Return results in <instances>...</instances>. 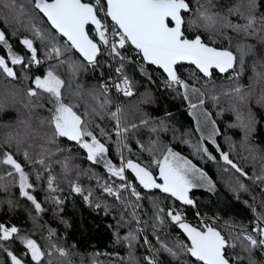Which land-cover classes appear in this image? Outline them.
Here are the masks:
<instances>
[{"label":"snow or ice","instance_id":"snow-or-ice-1","mask_svg":"<svg viewBox=\"0 0 264 264\" xmlns=\"http://www.w3.org/2000/svg\"><path fill=\"white\" fill-rule=\"evenodd\" d=\"M0 17L8 25L0 26V78L22 85L23 96L15 85L0 92V113H17L14 123L3 125L7 130L0 138V190L18 186L20 197L32 206L34 225L29 231L0 222V264H53L54 257L73 264L75 245L62 246L55 228L37 224L51 211L70 227L62 216L70 196L114 221L107 227L113 244L128 249L127 264H264V149L253 139L264 129V112L255 108H264V0H230L219 7L218 0H0ZM241 40H255L262 47ZM246 58H251L253 73L247 89L240 83L249 67ZM183 63L193 66L189 79L180 74ZM127 65H134L149 84L155 83V72L149 71L154 66L164 74L161 87L188 102L199 137L193 143L189 133L180 142L209 161L217 159L207 145L214 146L224 164L222 172L233 173L227 177L228 191L238 201L247 193L252 201H242L254 214L250 229L228 222L225 232L199 210L194 225L183 208L161 206L157 191L197 209L192 192L206 188L216 193L217 184L163 143L161 137L174 132L163 118L140 112L138 120L128 122L113 96L136 94ZM100 68L114 76L104 79L100 71L97 83L82 81L84 74ZM217 72L228 74L227 85L216 83ZM221 97L229 99V107L219 108L216 115L235 114L236 122L229 126L242 130V147L248 153L241 159L259 161L252 175L231 156V137H224L228 151L217 142L222 133L205 103L219 106ZM141 102L153 103L152 94L145 92ZM172 139H177L175 134ZM113 147L118 159L111 155ZM77 159L89 166L74 163ZM64 185L68 196L63 195ZM40 186L43 202L37 199ZM4 203L14 211V201H0ZM171 228L184 239H169L166 229ZM36 229L47 235H34ZM137 248L146 254L138 258ZM80 264H125V258L119 252L93 251L81 255Z\"/></svg>","mask_w":264,"mask_h":264},{"label":"trees","instance_id":"trees-1","mask_svg":"<svg viewBox=\"0 0 264 264\" xmlns=\"http://www.w3.org/2000/svg\"><path fill=\"white\" fill-rule=\"evenodd\" d=\"M229 2L230 0H218V7ZM0 26L8 28V25L4 22L2 17H0ZM229 34L235 36L234 33ZM205 35H207V33H205ZM241 42L256 44L257 48L262 47L259 42L255 40H241ZM13 43L15 44V40H13ZM219 43L222 46L227 47V44H224L223 41H220ZM16 47L18 50H21L19 45H16ZM246 62L249 67L246 69L244 76L240 79V83L245 87V89L252 84L251 78L253 75L251 71V58H246ZM178 68L183 78H190L188 70L192 67L181 66ZM100 71H103V78L105 79L108 76L106 68L97 69L96 72L89 71L84 74L81 79L85 84H95L98 82V73ZM126 71L128 75L136 81V94L132 97L119 98V103L124 107L128 122L131 123L138 120L140 112L148 113L157 118H163L169 124L170 128L174 130V132L170 131L161 137L163 143L172 146L174 150L179 151L182 155L191 159L198 167H201L204 171H206L217 184L216 194L209 193L203 189H196L192 192L191 195L198 202L197 209L192 207L185 208L180 205L179 202L174 201V199L168 198L166 194H162L157 191L156 196L161 200V206L164 208H168L169 206L183 208L187 214V220L194 225L197 224L198 221V218L195 216V212L199 210L201 216L203 217L210 219H216V217H218L222 225L221 228H223L225 232L229 230L225 227V224L228 222L243 224L250 229L252 227L254 214L242 202L245 199H249V196L247 193H241L240 200L238 201L233 197V194L228 191L226 187L227 177L229 175H233V173L222 172L224 164L218 153L215 152L214 146L210 143L207 145L213 155H216L217 157L216 161H209L206 158L201 159L196 156L191 145L180 142L181 137H184L185 139L189 138L186 135L189 133L191 134L190 138L193 143H195L199 137V134L195 132L196 122L191 114V110L188 107V102L183 100L181 96L161 87L164 76L161 71L156 70L153 67H149V71L155 72V75L153 76V80L155 81L154 84H149L147 80L137 72L134 65H127ZM215 80L217 84L227 85L229 83L228 75L220 76L216 73ZM13 85L21 89V99H23L22 85H19L15 81L0 78V92L4 91L5 88L11 89ZM255 90L259 93L261 91V85L257 84L255 86ZM145 92H150L152 94L153 103L144 104L141 102V98ZM229 103L230 101L228 98L221 97L219 106L214 105L211 100H206L205 107L208 111L213 113V118L217 120V124L220 127L222 135L217 137V142L221 144V147L225 151H228L229 147L224 137H231V139L235 142V149L231 151V156L238 163L242 164L246 170H249V174L252 175L253 171L259 167V161L253 164L250 161L241 159V156H248V153L244 151V148L242 147L244 139L242 130L229 126L236 122L235 114L226 111L223 116L216 115L219 108H228ZM251 103L255 104V99H253ZM255 108L264 112V108H260V105L258 104H255ZM168 113H170V115H167ZM16 116L17 113L14 109L0 113V138L3 137L5 131L7 130L3 127V125L14 123ZM173 134H175L177 139H172ZM142 138L147 139V136L145 135ZM253 139L256 145L264 149V129H259ZM64 143L67 144L66 141ZM132 147L133 150H135L136 146L132 145ZM82 155V153H77V156ZM111 155L113 158L118 159L115 157L114 147ZM142 159L145 161L147 160L146 153L143 154ZM74 163L80 164L81 167L89 166L87 164H82L79 159L75 160ZM55 171L56 173H60V168L57 166ZM96 171L100 172L101 169L97 167ZM81 181L85 185L89 183V181L83 177H81ZM244 182L249 184L251 187L250 181ZM64 188L65 192L63 195L68 196L67 186L64 185ZM255 194L257 199H259L260 193L256 192ZM44 197L45 191L43 190V187L40 186L37 188V199L43 202ZM9 199L14 201L15 209L14 211H9L6 203L0 204V222L16 225L17 227L29 231L33 230V221L29 215L32 206L29 202L20 199L17 186L10 187L7 192L0 190V201H7ZM249 203H252L250 199ZM47 207L51 208L52 206L48 204ZM149 208L150 204L146 203L145 211L147 212ZM32 215H36V213L32 212ZM149 215H151L150 212ZM62 216L68 221L70 227L65 228L63 224L55 219L51 211H49L46 215L41 216L40 219L37 220V224H43L45 228H55L60 237L58 243L62 246L71 248L72 245H75V248L71 249L74 253H77L71 257L73 264H80V256L83 255L87 257L93 251L119 252V254L125 258V264H127L128 249L126 247L113 244L112 230L107 227L108 224L114 223L110 217H106L103 214H97L92 209L88 208L84 204L83 200L78 196L68 197L66 203L64 204V212L62 213ZM166 231L169 233V239L177 237L184 239L181 233L175 228L166 229ZM34 235L41 236L47 235V233L42 232L40 229H36ZM149 239H152V237L149 236ZM40 243L44 244L43 239L40 240ZM153 243H155V241H153ZM10 247H19V244L10 245ZM134 251L138 258H141L146 254L145 249L143 248H137ZM236 251H240V249L237 248ZM257 258L260 259L261 257ZM101 259L107 260L106 257H101ZM53 264H64V262L61 259L54 257Z\"/></svg>","mask_w":264,"mask_h":264},{"label":"built area","instance_id":"built-area-1","mask_svg":"<svg viewBox=\"0 0 264 264\" xmlns=\"http://www.w3.org/2000/svg\"><path fill=\"white\" fill-rule=\"evenodd\" d=\"M132 55L135 56L134 53H132ZM136 59L138 60L139 58L137 57ZM112 63H113V67H115V62H112ZM107 71H108V76H110V75L114 76V72H110L108 69H107ZM108 76L105 79H107ZM113 96H114L115 103H119L120 97H117L115 94H113ZM208 219L211 220L213 223H215L218 227H222L221 222L219 221L218 217H216V219H210V218H208ZM197 223H198V221H197Z\"/></svg>","mask_w":264,"mask_h":264},{"label":"water","instance_id":"water-1","mask_svg":"<svg viewBox=\"0 0 264 264\" xmlns=\"http://www.w3.org/2000/svg\"><path fill=\"white\" fill-rule=\"evenodd\" d=\"M181 66H187V67H193V66H191V65H189V64H187V63H183L182 65H180V66H178V67H181ZM150 67H153L154 68V66H150ZM156 70H158V69H156ZM160 71V70H159ZM162 72V71H161ZM163 73V72H162ZM217 74L218 75H220V76H227L228 74H220L219 72H217ZM18 187V186H17ZM19 197H20V195H19ZM20 199H23L22 197H20Z\"/></svg>","mask_w":264,"mask_h":264},{"label":"rangeland","instance_id":"rangeland-1","mask_svg":"<svg viewBox=\"0 0 264 264\" xmlns=\"http://www.w3.org/2000/svg\"><path fill=\"white\" fill-rule=\"evenodd\" d=\"M202 189L208 191L206 188H202ZM212 194H216V193H212ZM22 200H24V199H22ZM25 201H26V200H25Z\"/></svg>","mask_w":264,"mask_h":264}]
</instances>
